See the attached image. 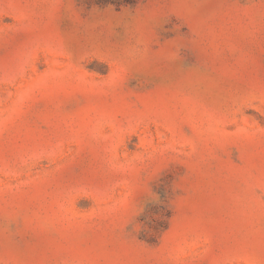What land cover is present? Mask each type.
Here are the masks:
<instances>
[{
    "label": "rangeland",
    "instance_id": "1",
    "mask_svg": "<svg viewBox=\"0 0 264 264\" xmlns=\"http://www.w3.org/2000/svg\"><path fill=\"white\" fill-rule=\"evenodd\" d=\"M0 264H264V0H0Z\"/></svg>",
    "mask_w": 264,
    "mask_h": 264
}]
</instances>
